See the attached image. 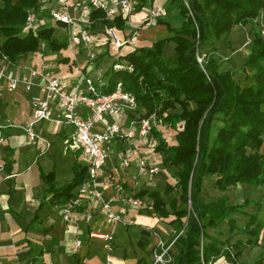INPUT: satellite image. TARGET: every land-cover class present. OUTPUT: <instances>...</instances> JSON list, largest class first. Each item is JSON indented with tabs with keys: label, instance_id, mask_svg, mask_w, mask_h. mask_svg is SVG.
I'll list each match as a JSON object with an SVG mask.
<instances>
[{
	"label": "trees",
	"instance_id": "16d2710c",
	"mask_svg": "<svg viewBox=\"0 0 264 264\" xmlns=\"http://www.w3.org/2000/svg\"><path fill=\"white\" fill-rule=\"evenodd\" d=\"M146 1L137 0L136 11ZM188 3L180 1L182 21L177 27L169 26L171 35L115 57L112 63L123 61L131 69L116 70L111 64L104 82L95 84L101 92L111 93L121 81L137 101L132 117L154 114L163 126L152 128L147 145L153 144L162 154V163L175 182H167L162 188L140 189L133 195L153 201L149 212L170 218L172 239L176 237L171 264H210L220 257L230 264H249L241 260L244 245L260 247L251 264H264V218L260 216L264 198L246 197L231 203L226 194L211 200L203 194L204 180L211 176L220 191L239 183L264 185V35L261 29L251 30L242 64L249 81L245 86L236 80L234 69L220 71L215 57L198 60L206 45L216 51L234 26L253 22L264 9V0ZM30 10L49 15L48 9L41 10L40 0H0V60L13 64L29 53L42 52L41 41L52 52L67 47V38L55 35L58 27L65 26L63 23L43 22L36 29H26ZM91 18L94 28L98 23L113 26L117 32L127 28L123 15L108 19L96 9ZM168 42L174 43L172 56L164 52ZM169 130L173 132L167 135ZM170 134L173 142L168 140ZM81 154L77 149L72 180L59 187L50 186V203H65L75 194L74 189L78 191L79 185L89 179L88 163ZM250 205L257 210L248 213L246 222L240 225L234 213ZM223 221L230 235L221 239L210 229ZM236 235L244 237L233 241ZM138 264L148 263L141 259Z\"/></svg>",
	"mask_w": 264,
	"mask_h": 264
},
{
	"label": "crops",
	"instance_id": "0c3cea01",
	"mask_svg": "<svg viewBox=\"0 0 264 264\" xmlns=\"http://www.w3.org/2000/svg\"><path fill=\"white\" fill-rule=\"evenodd\" d=\"M180 1L147 0L142 9L131 15L126 30L117 32L124 42L121 47L111 46L106 26L98 23L94 28V40L99 53L107 51L115 58L121 55L122 49L128 44L134 49L171 35L169 26L177 27L182 21L178 9ZM50 4L55 5V1L52 0ZM149 5H161L167 13L148 24L146 9ZM48 23L54 24L55 21L49 20ZM257 24L264 25V9L246 26H234L225 40L218 43L216 51L206 45L203 49L204 57H215L220 62V71L232 68L237 74V69L231 64L238 60L239 49L248 40L242 47H247L242 57L243 64L252 38L251 30ZM58 29L55 35L66 37L65 28ZM63 49L53 52L58 54L55 59H49L47 53L42 51L38 57L36 53H29L13 64L0 60V120L15 124L6 128V139L0 146V162L5 166L0 173V264H138L141 259L142 263L151 264L157 243L160 240L168 241L174 234V226L170 223V218L149 212L151 208H137L124 201L125 196L133 195L140 189L160 188L157 186L160 178H156L155 173H148L153 177L149 180L147 174L138 172L134 142L150 164L158 165L159 156L150 151L147 142L139 138H114L107 163L97 177L99 188L106 197L113 198L114 210L127 223L109 220L98 211L96 201L90 195H81L82 203L72 212L70 220L61 215L60 208L63 204L49 202L52 194L50 186H62L73 178V165L77 159V148L71 144L74 127L68 123L57 124L41 120L35 124L36 138L29 139L22 126L33 117L31 96L38 88L34 85L30 91L24 90L23 86L9 90L7 75H28L31 68L47 60L52 70L65 80L71 90L80 89L84 86V81L77 63L71 52L70 56H66ZM164 52L172 56L174 43L168 42ZM101 60L102 57L97 59L96 66L90 70L91 76L94 69L101 71L107 68ZM79 62L84 67V51L80 53ZM3 68L4 73L1 72ZM244 75L246 76L245 70ZM104 80L102 79L101 84ZM134 111L124 112L125 127L135 119L132 117ZM106 120L109 118L106 117ZM160 127L163 128L162 125ZM97 128L101 129L102 126L98 125ZM122 155L129 158V166L121 165ZM81 158L87 162L83 152ZM168 175L167 181L174 183L175 178ZM117 182L123 187L120 192L115 189ZM74 192L77 194V188ZM87 212L92 213L90 219L86 218ZM92 230L111 234L113 239L110 246L105 247L104 240L92 237ZM78 239L81 243L75 248ZM173 249L175 252V247ZM221 259L220 257L210 264H223V261L230 264Z\"/></svg>",
	"mask_w": 264,
	"mask_h": 264
},
{
	"label": "built area",
	"instance_id": "2783aa9c",
	"mask_svg": "<svg viewBox=\"0 0 264 264\" xmlns=\"http://www.w3.org/2000/svg\"><path fill=\"white\" fill-rule=\"evenodd\" d=\"M52 0H40L41 10L49 9V15H39L35 10H30L26 17V29H36L43 22L53 20L65 24L66 38L73 60L77 63L84 86L77 90H71L65 80L57 75L51 68L50 62L43 60L39 66L30 69L29 74L19 77L7 75V87L15 90L23 86L24 90L30 91L34 85L38 91L31 96L33 105V117L22 126L29 139L36 138L35 124L41 120H49L57 124L68 123L74 129L71 136V144L80 149L88 163L89 179L78 187L77 194L63 203L60 208L64 219H72V212L81 205V195H90L96 201L98 211L111 221H122L121 214L113 208V198L106 197L99 188L97 177L107 163L111 143L114 138L136 139L145 142L149 141L152 128H159L161 124L156 116L151 114L147 117L132 119L130 125L123 124V114L127 110H135L137 101L131 92L124 89L121 81L117 82L116 88L111 93H103L99 90L93 77L89 74L96 66L98 58V47L95 46L94 26L91 12L99 9L104 12L105 17L112 19L118 15L126 16L127 22L131 21V15L136 11L137 0H54L55 5L51 6ZM189 5L188 0H183ZM146 22L151 24L160 16L167 13L161 5H149L146 9ZM106 32L115 46L121 47L124 42L120 40L115 27H106ZM264 35V25L261 26ZM40 46L45 48V42L41 41ZM85 52V65H80V53ZM4 60L6 57H3ZM198 60L203 61V55H198ZM114 69H124L131 66L123 61L112 63ZM4 73V68L1 70ZM106 117L109 120H106ZM15 124L11 121L0 120V146L4 144L5 130ZM102 128L98 129L97 126ZM161 128V127H160ZM159 128V129H160ZM136 148L135 157L138 164L139 174L157 173L161 170L158 165H152L147 161L145 154L139 150L138 144L133 143ZM121 165L129 166L130 160L127 156H121ZM4 164L0 162V173L4 170ZM117 192L122 191L121 183L115 184ZM124 201L137 208H152L153 201L142 196L128 195ZM190 204V203H189ZM91 212H87L86 218L90 219ZM180 231L179 233H181ZM90 235L105 241V247L110 246L113 239L111 234L92 230ZM176 237L169 242L160 240L154 250L151 264H171L172 252ZM81 241L78 239L75 248Z\"/></svg>",
	"mask_w": 264,
	"mask_h": 264
},
{
	"label": "rangeland",
	"instance_id": "374dc122",
	"mask_svg": "<svg viewBox=\"0 0 264 264\" xmlns=\"http://www.w3.org/2000/svg\"><path fill=\"white\" fill-rule=\"evenodd\" d=\"M255 28L261 29V25L257 24V25H255ZM59 30L60 29H58V31ZM108 37H109V35H108ZM109 41L111 42V46H115L114 43H112L110 38H109ZM245 43L243 44V46H245ZM242 47L239 49L240 53H239L238 60L235 61L234 63H232L231 66L235 67L237 69V74L235 76L236 80H238L242 86H245V85L249 84V82H247L245 80V77H244L245 75H244V69L242 67V57L246 53L247 47H244V48H242ZM131 50H134V49H133V47H130V45L128 44L122 49L121 55H124ZM42 51L47 53V55L49 56V59H55L58 56L57 53L50 52V50L48 48H43ZM62 52L64 54H66V56H68V55L70 56L69 50L63 49ZM39 55H40V52L36 53V57H38ZM101 57H102L101 63L107 65V68L105 70H101V71H97V69L93 70L94 72H93L92 77H93V79L97 85L101 84L102 79H105V77H107V76H105V72L110 67V65L112 64V60L114 58V55L107 53V51H104V52H101L98 54L97 59H100ZM203 58H204V55H203ZM170 132H173V131L169 130V132H167V135H169ZM171 134H170V138L168 140L170 142H173L174 136ZM129 148H131V147H129ZM148 148H150V151L152 153L156 154V156H159V157H157L158 158L157 163H158V166L161 168V170L159 172L155 173V175H156V178H160L159 185H157V186L162 188L168 182L167 181V177H169L168 174H170L172 176L171 171H170V169H168L167 167H165L163 165L162 154L160 152H157L156 150H154V145L149 144ZM262 150L264 152V147ZM112 152H114V151H112ZM154 162H155V160H154ZM147 175H148L147 178L149 180L153 179V177H151L150 174H147ZM213 182H214V176L208 177L204 180L203 194H204L205 198L208 200L215 199V198L222 196V195H225V194L228 196L229 202H231V203L240 202L246 197L253 198V199L264 198V185L263 184L253 185V184H248V183H239V184L234 185V186H229L228 189H226L225 191H220L218 188H216L214 186ZM256 210H257V207L255 205H250V206L246 207L243 212H237V213H234V215L237 217L238 223L240 225H243L247 220L248 213L254 212ZM260 216L262 218H264V207L260 211ZM228 227L229 226H228L227 222L223 221L219 225H217L215 228H211L210 231L212 233L217 234L219 236V238L224 239L230 235V231H229ZM238 237H244V236H237L236 235L235 237H233L232 240L234 241ZM263 238H264V231H263ZM171 239H172V237L168 240V242ZM242 249H243L244 253L241 257V260H243L249 264H251L253 262V260L256 258V256L259 255V253L262 250L258 246L257 247H250L248 245H244L242 247ZM221 258H222L221 260H226L224 257H221ZM223 264H227V263L223 261Z\"/></svg>",
	"mask_w": 264,
	"mask_h": 264
}]
</instances>
